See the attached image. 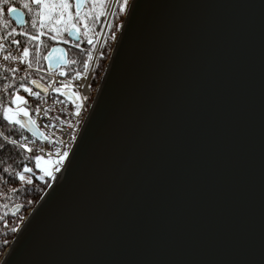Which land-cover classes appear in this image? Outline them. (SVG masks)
I'll use <instances>...</instances> for the list:
<instances>
[{"label": "water", "instance_id": "obj_1", "mask_svg": "<svg viewBox=\"0 0 264 264\" xmlns=\"http://www.w3.org/2000/svg\"><path fill=\"white\" fill-rule=\"evenodd\" d=\"M66 158L0 264H264V0H129Z\"/></svg>", "mask_w": 264, "mask_h": 264}, {"label": "trees", "instance_id": "obj_2", "mask_svg": "<svg viewBox=\"0 0 264 264\" xmlns=\"http://www.w3.org/2000/svg\"><path fill=\"white\" fill-rule=\"evenodd\" d=\"M129 0H117L110 17L105 35L102 39L99 55L90 79V87L98 84L109 57L113 43L123 21V12L120 10L121 2ZM106 1L102 12L96 13L87 20L91 26L90 40L82 38L77 44L68 45L67 65L63 68L66 77H72L81 71L88 62L89 51L95 46L105 19ZM19 8L25 15L23 27H16L8 17V7ZM40 18L36 11V5L32 0H3L0 3V36L6 44L17 48L25 47L29 51V63L32 67L45 69L44 55L54 45L48 37L39 36ZM119 25V27H117ZM15 29V31H13ZM37 37V39H33ZM15 41V43L13 42ZM0 45V52L3 50ZM33 80L47 82V79L33 71L14 72L5 70L0 64V258L13 239L16 230L20 226L27 211L32 208L50 182V176L43 178L32 176L30 179H22L20 173L31 166L30 157L24 150V140L41 142L43 138L36 137L16 121L19 118L32 120L38 97L29 98L24 106L28 109L30 118L16 111V116L11 121L4 118V108H12V95L21 90V85H30ZM19 207L15 214L11 213L13 207Z\"/></svg>", "mask_w": 264, "mask_h": 264}, {"label": "built area", "instance_id": "obj_3", "mask_svg": "<svg viewBox=\"0 0 264 264\" xmlns=\"http://www.w3.org/2000/svg\"><path fill=\"white\" fill-rule=\"evenodd\" d=\"M0 45H3L2 47L4 48V51L0 52V63L5 69L16 72L32 70L28 65L29 51L25 53V48L5 46L2 43V39H0ZM95 57L96 53H93V59L88 69L77 73L73 78L65 77L60 70L52 73L41 71L49 79L48 89L47 93L42 96V103L36 108L34 118L48 141L43 144L24 141L23 145H26V147L22 146L25 149L28 147L37 148L40 153L53 157L57 163L61 162L60 156L64 148L72 143L73 135L78 130L79 122L81 123L89 107L88 84ZM25 88L28 91H25ZM53 89L57 90L53 91ZM61 90L74 91L76 94L74 103H67L58 99L54 93ZM33 94L34 96L40 95L38 92H34L31 88L25 86L22 88V91L14 93L13 97H23L24 99L20 100V102H25ZM54 146L59 147L57 154L53 152Z\"/></svg>", "mask_w": 264, "mask_h": 264}, {"label": "rangeland", "instance_id": "obj_4", "mask_svg": "<svg viewBox=\"0 0 264 264\" xmlns=\"http://www.w3.org/2000/svg\"><path fill=\"white\" fill-rule=\"evenodd\" d=\"M106 1L107 0H95V2H93V0H86L82 11L79 12V16H77L76 12L73 10V0H69L70 7L68 8L67 12L63 13V16L67 18L66 20L62 19V14H61V11H60L59 8H57L54 12L51 11V10H46L45 14H44V20L43 21L40 20V22H39L40 23L39 36H43L44 38L48 37V39H50L52 42H54V44L56 42L60 43V40H66V41L72 42V44H77V42L73 43V41H71V40L67 39L66 37H64L65 35H67V31H68L67 23L68 22H74L76 24L75 29L78 31L79 36H80L79 41L82 38H85V39H87L89 41L90 40L89 35L91 34L92 28L89 25V22L87 23V20L89 21V18H91L94 13H96L99 16L100 12H102L103 7L105 6ZM110 3H111V0H109L108 5L104 8L106 10L105 11V15L107 13V10H108V7H109ZM128 3H129V1L127 3H125V10L123 12L124 14H125L126 8L128 6ZM14 8H16V7H14ZM124 14H123V17H124ZM17 27H21V26H17ZM0 39H2L1 36H0ZM97 42H98V40H97ZM97 42H96L95 46L89 51V54H88L89 57H88L87 65L90 62V59H91V56H92V52H94V51L97 52L96 60L98 58L101 44L98 45ZM2 43L5 46H9V47H12V48H17L15 46L13 47V46H10L9 44H6L3 39H2ZM2 51H4V48H3ZM29 60L30 59H28V65L31 67V65L29 63ZM107 60H108V58H107ZM5 70L14 71V70H9V69H5ZM25 71L26 70L17 71V72H25ZM88 85H89V107H90V105L93 102L94 96L97 93L99 82H98V84L96 85L95 88L90 87V82H89ZM21 88H23V87H21ZM20 103H22V102L17 101L16 103H13V95H12V108H8L9 109V113L15 117L16 116V109L17 108H23L25 111L24 112H20V113L23 114L24 116H26L27 118H30L31 116L29 114L28 109L23 104H20ZM39 104L40 103H39V100H38V103L35 105L34 110L36 109L37 105H39ZM89 107H88L87 110H89ZM25 113H27V114H25ZM85 118H86V115L81 120V123L79 122L78 128L83 124ZM23 146L26 147V145H23ZM24 150L27 151L28 156L31 158L30 159L31 166H29L28 168H25L20 173V177L22 179H30L32 176H37V177L43 178L44 175H49L50 178L52 179L53 176H54L55 171L57 170V168L59 166V164L64 162V161L61 160L60 163H56V165H55L54 164L55 161H54V159L52 157H49L47 155H41L39 149L34 148V147H28V149L24 148ZM35 156H40V161H36L34 159ZM37 163H39V167H37ZM51 179H50V182H51ZM42 194H41V196H42ZM1 258H2V256H1ZM1 258H0V260H1Z\"/></svg>", "mask_w": 264, "mask_h": 264}, {"label": "snow or ice", "instance_id": "obj_5", "mask_svg": "<svg viewBox=\"0 0 264 264\" xmlns=\"http://www.w3.org/2000/svg\"><path fill=\"white\" fill-rule=\"evenodd\" d=\"M73 2L76 5V15L79 16V9L81 7V3L82 0H73ZM93 2H95V0H93ZM126 2V0H125ZM125 2H121L119 4L120 10L124 11L125 10ZM0 3H3V0H0ZM32 4L36 5V11L37 14L39 15V18L41 21L44 20V14L46 10H51V11H55L57 8L60 9L61 14H62V19H67L66 17L63 16L64 12H67L68 8L70 7L69 4V0H32ZM7 11L9 13L15 11V9L11 6L8 7ZM67 27L69 31H72L75 27L76 24L74 22H68L67 23ZM117 27H119V25H117ZM13 31H15V29H13ZM33 39H37V37H33ZM15 43V41H13ZM77 47H79L77 45ZM25 53L28 51L27 48H25ZM60 52V49L58 48H54L52 49L48 55L45 57V59H48L49 61H51L53 59L54 56H56L58 53ZM21 87H23V85H21ZM57 89H53V91H56ZM25 91H28V89L25 88ZM34 95V94H33ZM23 97L20 96H15L13 97V103H16L17 101L23 100ZM17 112H24L25 110L23 108H17L16 109ZM27 114V113H25ZM4 118L6 120L11 121L12 119H14V116L11 115L9 113V109L7 107L4 108ZM17 123H19V121H16ZM65 155H67V151L65 150ZM34 159L36 161H40V156H35ZM61 159H63V157H61ZM37 167H39V163H37Z\"/></svg>", "mask_w": 264, "mask_h": 264}, {"label": "bare ground", "instance_id": "obj_6", "mask_svg": "<svg viewBox=\"0 0 264 264\" xmlns=\"http://www.w3.org/2000/svg\"><path fill=\"white\" fill-rule=\"evenodd\" d=\"M116 2V0H112L111 1V3H110V5H109V7H108V10H107V15H106V25H107V23H108V19H109V16H111L110 14H112L111 12L113 11V8H114V3ZM33 91L34 92H38L39 93V91H37L36 89H33ZM79 120H80V118H79ZM78 132H79V128H78V130L76 131V133L73 135V139H75L76 138V135L78 134ZM75 137V138H74ZM72 139V143H70V145L69 146H67V147H65L64 148V150H63V152H62V154H61V156H60V159H61V157H63V159H62V161H66V157L68 156V154H69V151H70V149H71V147H72V145H73V142H74V140ZM25 141V140H24ZM53 152H55L56 154L58 153V151H59V147H57V146H54V148H53ZM65 150L67 151V155H65ZM71 154V153H70ZM70 156V155H69ZM69 158V157H68ZM68 160V159H67ZM67 162V161H66ZM63 163H60L59 164V166H58V170L56 171V174H60V172L64 169L63 167ZM58 174V175H59ZM58 175H56V177L58 176Z\"/></svg>", "mask_w": 264, "mask_h": 264}, {"label": "flooded vegetation", "instance_id": "obj_7", "mask_svg": "<svg viewBox=\"0 0 264 264\" xmlns=\"http://www.w3.org/2000/svg\"><path fill=\"white\" fill-rule=\"evenodd\" d=\"M73 10H74V2H73ZM24 14V13H23ZM24 17H25V15H24ZM24 22H25V18H24ZM14 23V22H13ZM15 24V23H14ZM16 26V25H15ZM23 26H24V24H23ZM23 26H21V27H23ZM17 27V26H16ZM75 29V28H74ZM75 31L77 32V34L79 35V33H78V31L75 29ZM68 32V31H67ZM68 34V33H67ZM64 37H66L67 39H69L68 38V35H65ZM79 39H80V36H79ZM57 43V42H56ZM55 43V44H56ZM60 43L61 44H63L65 47H67L68 45H71L72 44V42H69V41H66V40H60ZM70 46H68V48H69Z\"/></svg>", "mask_w": 264, "mask_h": 264}]
</instances>
